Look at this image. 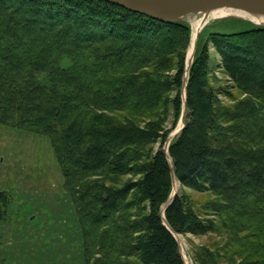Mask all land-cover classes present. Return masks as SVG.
Instances as JSON below:
<instances>
[{
  "label": "trees",
  "instance_id": "trees-1",
  "mask_svg": "<svg viewBox=\"0 0 264 264\" xmlns=\"http://www.w3.org/2000/svg\"><path fill=\"white\" fill-rule=\"evenodd\" d=\"M246 24L208 32L188 70V120L167 149L180 185L168 229L163 147L182 107L190 24L103 0H0V125L49 139L85 264H184L172 232L229 236L195 248L194 264H264V27ZM210 43L241 99L214 85ZM9 203L0 192V219Z\"/></svg>",
  "mask_w": 264,
  "mask_h": 264
},
{
  "label": "rangeland",
  "instance_id": "rangeland-1",
  "mask_svg": "<svg viewBox=\"0 0 264 264\" xmlns=\"http://www.w3.org/2000/svg\"><path fill=\"white\" fill-rule=\"evenodd\" d=\"M198 16L200 15L188 16L185 22ZM249 21L244 15L233 13L219 18L202 19L199 28L204 27L199 32L196 43L190 22L192 41L189 42L186 51V63L189 59L188 53L191 54L194 50L192 64L195 52L202 47L208 32L228 30L224 26H231L229 28L231 30L244 29L248 27L249 24L246 22ZM208 48L212 64L214 63L210 70L214 85L216 87L228 85L234 97L237 99L244 97L221 72L219 57L211 43L208 44ZM60 65L67 68L71 62L65 59ZM187 79L188 73L185 87ZM180 97L182 103L184 99L186 101L184 89ZM219 98L224 103L231 102L222 94H219ZM182 111L181 107L176 124L169 133L173 135L171 139L185 126L186 119L188 120L187 102L181 120ZM169 118L166 123L168 128L172 125V117ZM63 183V176L47 137L0 125V192H6L10 198L6 218L0 219V264H85L81 225L72 198ZM175 191L176 194L180 192L179 184ZM186 191L194 200H200L202 203L212 199L205 194ZM243 233L246 231L240 232L239 235ZM179 236H181V241H177L179 253L186 264H194L192 253L195 248L203 247L209 250L216 245L222 247L229 237L227 234L214 233L206 236L192 234Z\"/></svg>",
  "mask_w": 264,
  "mask_h": 264
},
{
  "label": "water",
  "instance_id": "water-1",
  "mask_svg": "<svg viewBox=\"0 0 264 264\" xmlns=\"http://www.w3.org/2000/svg\"><path fill=\"white\" fill-rule=\"evenodd\" d=\"M103 1L115 4L129 11L140 13L145 16L151 17L153 19L159 21H166V22H185V19L188 16H196L201 14L206 15L209 12L217 9L238 10L248 14L249 16L255 19L264 20V0H103ZM260 26L264 27V23L260 24ZM191 59L192 57L187 60L185 67L186 72L183 78L184 93L186 88L185 83H186L187 73L191 65ZM182 104H183L182 106L183 111L181 114V120L183 119L185 113V107H186L185 99ZM180 129H178V131ZM172 136L173 135H169L167 141L165 142V146L163 148L166 152L170 164V174L172 180L171 193L168 197V200L166 201L165 204H163L161 208L162 221L168 229L169 227L166 223L163 212L170 204V202L172 201L173 197L176 194V192L173 191V187L175 182L177 181L175 178L174 170L172 168L171 159L167 152L168 145L169 142L171 141ZM172 234L176 239V241H178L176 238L178 234H175L173 232Z\"/></svg>",
  "mask_w": 264,
  "mask_h": 264
},
{
  "label": "bare ground",
  "instance_id": "bare-ground-1",
  "mask_svg": "<svg viewBox=\"0 0 264 264\" xmlns=\"http://www.w3.org/2000/svg\"><path fill=\"white\" fill-rule=\"evenodd\" d=\"M228 13H233V14H239V15H244L247 19H249L250 21H252L253 23H255V25H257V26H260V24H262V23H264L263 21V19H255V18H253V17H251V16H249L248 14H246V13H244V12H241V11H238V10H233V9H217V10H214V11H211V12H209L208 14H206V15H200V16H198L197 18H195L194 17V19L193 20H190V21H188L187 23H190L191 22V24H192V36L194 37L195 36V39H194V41H195V43H196V40H197V37H198V34H199V32L202 30V28L204 27V26H202L201 28H199L200 27V21L202 20V19H208V18H219V17H222V16H224V15H227ZM201 18V19H200ZM190 19V18H189ZM197 32V33H196ZM192 41V39H191V37H190V42ZM193 45H191V47H192ZM192 50V49H191ZM193 53H194V50H193V52L191 53V54H189L188 53V57H189V59L193 56ZM178 182L176 181L175 182V184H174V187H173V191H175V190H177V188H178ZM175 192H177V191H175ZM176 238H178L177 240L180 242L181 241V236H179V235H177V237ZM183 261H184V259H183ZM185 262V261H184ZM185 264H186V262H185Z\"/></svg>",
  "mask_w": 264,
  "mask_h": 264
},
{
  "label": "flooded vegetation",
  "instance_id": "flooded-vegetation-1",
  "mask_svg": "<svg viewBox=\"0 0 264 264\" xmlns=\"http://www.w3.org/2000/svg\"><path fill=\"white\" fill-rule=\"evenodd\" d=\"M4 213H5V214L3 215V217L6 218V217H5V216H6V209L4 210Z\"/></svg>",
  "mask_w": 264,
  "mask_h": 264
}]
</instances>
